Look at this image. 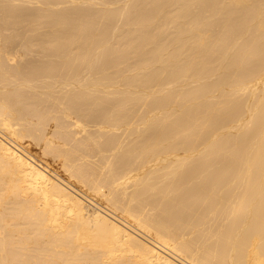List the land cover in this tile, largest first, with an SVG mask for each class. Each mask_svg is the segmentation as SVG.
<instances>
[{
	"label": "bare ground",
	"instance_id": "bare-ground-1",
	"mask_svg": "<svg viewBox=\"0 0 264 264\" xmlns=\"http://www.w3.org/2000/svg\"><path fill=\"white\" fill-rule=\"evenodd\" d=\"M0 264H264V0H0Z\"/></svg>",
	"mask_w": 264,
	"mask_h": 264
}]
</instances>
